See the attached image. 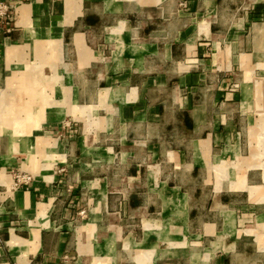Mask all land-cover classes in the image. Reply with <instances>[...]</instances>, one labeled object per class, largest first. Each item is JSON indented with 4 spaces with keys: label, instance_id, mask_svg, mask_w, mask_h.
Instances as JSON below:
<instances>
[{
    "label": "crops",
    "instance_id": "obj_1",
    "mask_svg": "<svg viewBox=\"0 0 264 264\" xmlns=\"http://www.w3.org/2000/svg\"><path fill=\"white\" fill-rule=\"evenodd\" d=\"M0 2V264H236L264 240L240 211L264 205V0Z\"/></svg>",
    "mask_w": 264,
    "mask_h": 264
},
{
    "label": "rangeland",
    "instance_id": "obj_2",
    "mask_svg": "<svg viewBox=\"0 0 264 264\" xmlns=\"http://www.w3.org/2000/svg\"><path fill=\"white\" fill-rule=\"evenodd\" d=\"M7 16L10 13L9 9L7 10ZM262 87V84H258L257 87ZM21 87H18L17 89L20 90ZM30 95H24L21 93H17L16 94V102L19 104V106L25 104V101H28ZM31 100V99H30ZM30 102V101H28ZM31 103V102H30ZM256 132H259L263 134L262 130L257 128ZM264 148V146L261 148L259 147V150H261L262 156L261 157V161L264 162V150H262ZM256 149V148H255ZM257 152V149H256ZM263 171V170H262ZM17 176H23V175H29V174H24V173H17ZM16 176V178H17ZM31 176V175H30ZM15 182H17V180L15 179ZM260 182V181H259ZM21 185V184H20ZM23 185V183H22ZM249 191H251V194H255V195H260V190L258 188H253V187H247ZM237 199H234V202H236ZM242 211L241 214H246L245 217L247 219H245V221L248 222L247 228L250 230H253L254 228H256V222L254 221V217L256 214H260V213H264V205L262 207H258V206H250L247 205V210H240ZM253 238H255L254 236H245L243 239V242L239 243V250L242 253V258L241 259H236V264L237 263H249V264H260L259 260L262 261V263L264 264V255L261 253H258L257 248L259 245L263 246L264 240L260 243L256 242L255 240H253Z\"/></svg>",
    "mask_w": 264,
    "mask_h": 264
},
{
    "label": "built area",
    "instance_id": "obj_3",
    "mask_svg": "<svg viewBox=\"0 0 264 264\" xmlns=\"http://www.w3.org/2000/svg\"><path fill=\"white\" fill-rule=\"evenodd\" d=\"M7 10L8 7L5 3L0 2V22H3L4 18L7 17ZM17 182L14 183L13 187L17 188V186H20V184L22 185H28L33 181V177L30 175H23L21 176H17L16 178Z\"/></svg>",
    "mask_w": 264,
    "mask_h": 264
}]
</instances>
